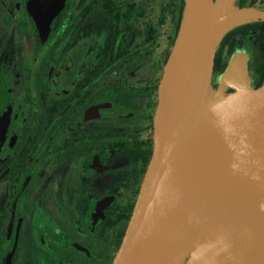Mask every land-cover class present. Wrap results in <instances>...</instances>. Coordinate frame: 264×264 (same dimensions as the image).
<instances>
[{
  "label": "flooded vegetation",
  "instance_id": "flooded-vegetation-1",
  "mask_svg": "<svg viewBox=\"0 0 264 264\" xmlns=\"http://www.w3.org/2000/svg\"><path fill=\"white\" fill-rule=\"evenodd\" d=\"M142 13L139 0H0V264L112 263L153 147L142 39L156 19ZM239 26L216 54L245 49L254 79L264 31Z\"/></svg>",
  "mask_w": 264,
  "mask_h": 264
},
{
  "label": "water",
  "instance_id": "water-1",
  "mask_svg": "<svg viewBox=\"0 0 264 264\" xmlns=\"http://www.w3.org/2000/svg\"><path fill=\"white\" fill-rule=\"evenodd\" d=\"M234 2L183 0L158 83L152 153L111 264H182L205 234L251 208V218L231 221L238 246L233 261L264 264V82L251 87L248 53L237 49L220 86L210 87L216 40L234 25L264 20V8ZM236 90L234 98L210 109V92ZM228 233H216L188 264H200L205 255L211 261Z\"/></svg>",
  "mask_w": 264,
  "mask_h": 264
},
{
  "label": "trees",
  "instance_id": "trees-1",
  "mask_svg": "<svg viewBox=\"0 0 264 264\" xmlns=\"http://www.w3.org/2000/svg\"><path fill=\"white\" fill-rule=\"evenodd\" d=\"M178 0H168L163 1L162 4H160L157 16H156V21L154 22L152 19H149V22H143V39H142V50H143V55L142 59L143 62L147 61L150 63V61H154L156 59V65H157V78H156V85L155 89L158 91V83L162 74L163 70V65L168 57L169 54V49L165 48L160 54L157 56V58H154V52L156 48L159 45L158 41V35L160 31V27L166 22L168 17L171 20L172 26L174 27V33L178 30L181 15H182V3L183 0H179L181 4L178 6L177 4ZM242 5H253L252 3L249 2H244L240 3L237 2L235 6H242ZM143 14V13H142ZM240 27H253V28H258L262 29L261 31H264V20H255V21H250L246 22L243 24H240ZM151 45V48H148V46ZM232 52V49L230 50ZM153 62V63H154ZM227 60L224 59V57L218 52V54L215 53L214 57V71L216 72H222L224 68L226 67ZM254 85L258 86L261 83L264 82V72L263 73H255L254 75ZM157 99H158V94H157ZM151 141V140H150ZM152 146V144H151ZM152 149H150L149 155L151 156ZM147 161V159H146ZM145 171V168H143V173Z\"/></svg>",
  "mask_w": 264,
  "mask_h": 264
},
{
  "label": "rangeland",
  "instance_id": "rangeland-1",
  "mask_svg": "<svg viewBox=\"0 0 264 264\" xmlns=\"http://www.w3.org/2000/svg\"><path fill=\"white\" fill-rule=\"evenodd\" d=\"M141 2V8H144V14L142 16V21H146V18H153L156 19L160 4L163 3V1H168V0H139ZM179 0L177 1L178 4ZM235 5L237 4V0H235ZM237 25H234L230 28H228L227 30H230L231 28L235 27ZM159 35H158V41H159V45L156 48V55L158 56L160 54V52H162L163 50H165V48H168L169 50L172 48L173 43L175 41V37L177 34L174 33V27L172 26L171 20L168 17V19L166 20V22H164V24L159 28ZM227 30L225 32L222 33V35L220 36L219 39L216 40L215 42V49L217 50V48L219 47L220 41L223 38V36L225 35V33L227 32ZM136 39H138L140 36H142V29L140 26L136 25ZM245 43V42H244ZM247 44L245 43L244 46H246ZM240 49V48H238ZM237 50V49H236ZM240 50H245V49H240ZM246 51V50H245ZM229 60V58H228ZM227 60V62H228ZM220 74L221 72H216L214 71V68L211 72V78H210V87L212 89H217L220 86ZM254 83V79L251 82V87H256V85L253 84ZM226 91H231V88L227 87ZM224 250L221 252H218L216 254V256L210 261V258L206 259V255L203 257L204 260L200 259V264H222L226 258H228V249L225 248L224 246L222 247ZM226 252V253H225ZM208 256V255H207ZM218 256V257H217ZM217 257V258H216ZM223 260V261H222ZM209 263H207V262Z\"/></svg>",
  "mask_w": 264,
  "mask_h": 264
},
{
  "label": "bare ground",
  "instance_id": "bare-ground-1",
  "mask_svg": "<svg viewBox=\"0 0 264 264\" xmlns=\"http://www.w3.org/2000/svg\"><path fill=\"white\" fill-rule=\"evenodd\" d=\"M239 93H240V91L236 90V91L225 96V95H220V94H217L214 92H210L208 95V97H209L208 101H209V104L211 106L210 109H213V108H216V107H219V106L225 104L228 100H231L232 98H234ZM253 212H255V209L251 208V209L246 210V213L243 212V213H236L235 215L233 214V218L231 220H229L226 223L219 225L214 230L205 234L201 239H199L192 246V248L189 250V252L187 253V255L185 257V261L182 264H188V259H192V257H195L199 252L204 251V249H207L209 247V245H211L210 239L213 236H215L216 233H218V232L222 233L225 229L229 230V233L227 234V239L224 242V244L227 242V245H228V247H227L228 258H226L222 264H234L233 260H234V258H236L238 256V251H237L238 246L236 245L237 244V239L235 237L236 230H233V231L230 230L231 223H232L231 221H233V220H238L236 222L245 221L246 216L248 215L247 218H251ZM215 245H217L216 246L217 250L220 249L218 244H215ZM240 251H241V249H240ZM243 252H244V249H243ZM205 262H207V261H205ZM207 263H209V262H207Z\"/></svg>",
  "mask_w": 264,
  "mask_h": 264
},
{
  "label": "clouds",
  "instance_id": "clouds-1",
  "mask_svg": "<svg viewBox=\"0 0 264 264\" xmlns=\"http://www.w3.org/2000/svg\"><path fill=\"white\" fill-rule=\"evenodd\" d=\"M259 207H260V210H261V211H264V203H261ZM222 239H223V238L221 237V240H222ZM224 247L227 248L228 245L225 244Z\"/></svg>",
  "mask_w": 264,
  "mask_h": 264
}]
</instances>
